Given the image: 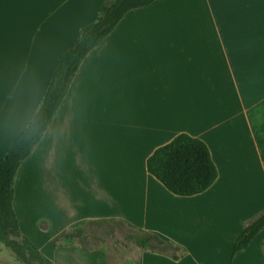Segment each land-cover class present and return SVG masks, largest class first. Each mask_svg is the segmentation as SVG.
I'll return each mask as SVG.
<instances>
[{
	"label": "crops",
	"instance_id": "obj_1",
	"mask_svg": "<svg viewBox=\"0 0 264 264\" xmlns=\"http://www.w3.org/2000/svg\"><path fill=\"white\" fill-rule=\"evenodd\" d=\"M103 1L0 0V162ZM178 135L201 141L217 172L196 196L170 194L146 170ZM17 183L20 199L43 196V214L18 215ZM13 209L45 264H229L264 212V0H158L129 12L84 58L21 164ZM113 225L125 246H98ZM76 230L83 237L65 244ZM141 232L171 247L141 248ZM29 234L45 235L47 258ZM232 264H264V230Z\"/></svg>",
	"mask_w": 264,
	"mask_h": 264
},
{
	"label": "trees",
	"instance_id": "obj_2",
	"mask_svg": "<svg viewBox=\"0 0 264 264\" xmlns=\"http://www.w3.org/2000/svg\"><path fill=\"white\" fill-rule=\"evenodd\" d=\"M158 0H104L96 19L84 27L78 38L63 53L40 101L26 127L16 136L0 162V242L20 264H45L40 251L24 237L13 209L14 182L21 164L31 155L56 117L84 58L106 39L131 11L150 6ZM147 173L170 194L192 197L205 192L217 179L207 147L186 135L176 136L158 148L146 161ZM264 230V212L245 226L236 238L229 264ZM81 230L66 234L63 242L83 237ZM141 248L165 249L170 244L141 232L136 241Z\"/></svg>",
	"mask_w": 264,
	"mask_h": 264
},
{
	"label": "rangeland",
	"instance_id": "obj_3",
	"mask_svg": "<svg viewBox=\"0 0 264 264\" xmlns=\"http://www.w3.org/2000/svg\"><path fill=\"white\" fill-rule=\"evenodd\" d=\"M18 184L19 183H17V192L18 193L16 192V194L18 196L17 200L20 199L19 198L20 197V195H19L20 189L18 187ZM26 193H27V191L25 192V194ZM25 194L22 193V195H24L23 199L19 200L20 202L22 201V204H21L22 208L17 210L18 215H20L21 210H22L21 212H23L21 214L24 215V213L25 212L28 213V211L30 209L31 210L34 209L38 213L43 214L45 212L43 196L40 197V196L34 195L35 198L31 197L28 199ZM27 196H28V194H27ZM32 205L37 206L38 208H36V207L30 208V206H32ZM25 218H26V216H25ZM28 226L31 230L34 228L33 224L29 223V221H26L22 224V228L23 227L28 228ZM22 231H24V230L22 229ZM31 234H32V232H31ZM31 234H29L31 239L33 240L34 243H36L38 245L40 237L39 236L34 237ZM126 234H127V231L124 227H122L120 225H113L112 228H106L103 230V232H101V234H98V238L100 239V242H97V244L100 243L98 246L104 245L107 248H109L111 246L123 247L127 243V241L124 239ZM41 243H42V245L45 244V235L43 236L42 242H39V246L41 245ZM98 246H95V247H98ZM41 250H42V253L44 254V256L47 258L46 250L48 251V247L42 246ZM0 264H20V263L15 261L12 254L6 248H4V246L1 244V242H0Z\"/></svg>",
	"mask_w": 264,
	"mask_h": 264
},
{
	"label": "snow or ice",
	"instance_id": "obj_4",
	"mask_svg": "<svg viewBox=\"0 0 264 264\" xmlns=\"http://www.w3.org/2000/svg\"><path fill=\"white\" fill-rule=\"evenodd\" d=\"M0 24H2V19H0Z\"/></svg>",
	"mask_w": 264,
	"mask_h": 264
}]
</instances>
